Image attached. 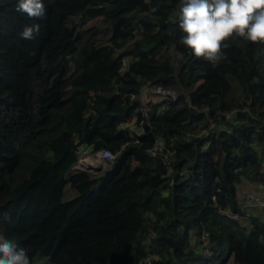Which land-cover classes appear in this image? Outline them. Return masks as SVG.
Returning <instances> with one entry per match:
<instances>
[{"label":"trees","instance_id":"obj_1","mask_svg":"<svg viewBox=\"0 0 264 264\" xmlns=\"http://www.w3.org/2000/svg\"><path fill=\"white\" fill-rule=\"evenodd\" d=\"M180 3L44 0L37 19L0 0V236L31 264H264L240 201L264 193V43L197 57ZM148 86L174 96L135 113ZM86 149L114 165L75 172Z\"/></svg>","mask_w":264,"mask_h":264},{"label":"clouds","instance_id":"obj_2","mask_svg":"<svg viewBox=\"0 0 264 264\" xmlns=\"http://www.w3.org/2000/svg\"><path fill=\"white\" fill-rule=\"evenodd\" d=\"M15 10L43 19L44 0H16ZM179 17L183 44L212 63L225 55L229 37L264 43V0H181ZM39 29V24L25 25L19 35L31 40ZM0 264H31L28 249L0 236Z\"/></svg>","mask_w":264,"mask_h":264},{"label":"built area","instance_id":"obj_3","mask_svg":"<svg viewBox=\"0 0 264 264\" xmlns=\"http://www.w3.org/2000/svg\"><path fill=\"white\" fill-rule=\"evenodd\" d=\"M154 88L156 89L157 91H159L160 93L158 94H162V98L163 97H168V96H172L173 93L169 92V91H166L165 89L161 88V87H157V86H148L146 88H144V90L142 91L141 93V98L142 101H141V107L137 109V112H139V110L141 112H144L145 110L142 108V106L145 108L147 104H144L143 100L144 98L146 97L144 92H147L149 90V88ZM174 96V94H173ZM143 102V104H142ZM154 104V102L152 103ZM147 108V107H146ZM150 108V107H149ZM147 108V109H149ZM136 112V113H137ZM159 147H161V144H159ZM81 157H87L90 156L89 158L87 157V159H90V158H93L96 160V162H104V161H107L109 162V164H113L115 159H116V156L113 155L111 152L107 151V150H102V151H99V152H96V153H93V152H89L87 149L86 150H81ZM150 154L151 155H155L156 154V151L155 150H152L150 151ZM82 164V167H84V169H87L88 171H91V169L89 168V165L88 164H84L83 162V159H80V161L78 162V164ZM88 165V166H87ZM87 171V172H88ZM240 201L242 203V207L244 209H253V208H260V209H264V193H260L259 195H255L253 193L249 194V195H246L244 194V196H240ZM226 214H228L231 218L233 219H236L238 221H241V219L239 218V216L237 214H234V213H230V212H226ZM204 240H206V242H209L208 240V237L205 236L204 237ZM205 253H209L208 251H206L205 249ZM210 254V253H209Z\"/></svg>","mask_w":264,"mask_h":264},{"label":"rangeland","instance_id":"obj_4","mask_svg":"<svg viewBox=\"0 0 264 264\" xmlns=\"http://www.w3.org/2000/svg\"><path fill=\"white\" fill-rule=\"evenodd\" d=\"M157 92L160 93L159 91H157L156 89H154L152 87L149 88V90L147 92H144L146 97L144 98L143 102H144V104H147V105H145L147 108H149V107L153 106L154 104H157L158 102L161 101L162 94H158ZM173 94H172V96H173ZM140 100L142 101V99H140ZM143 102H142V104H143ZM153 102H154V104H152ZM146 107L144 108L142 106V108L144 110H148ZM139 112H141V111L139 110ZM134 119L135 120L132 123L130 122V127L132 129H134L136 132L141 133V130L136 126V123H134L137 119L136 118H134ZM88 155H87V157L89 158L90 156H88ZM87 157L86 156L85 157H81V159H83L84 164H88L89 165V168L91 169V171H88L87 169H84V167H82V164H80V163L79 164L77 163V165L74 167L75 171H80V170L81 171H85V172L88 171L89 174H91L93 176H98V175H101L103 172L107 171L108 169H110L112 167V165H114V163L113 164H109V162H107V161H104V162H99L98 161V162H96L95 159H93V158L87 159ZM185 174L186 173H184L183 176ZM253 188H257V187L253 186ZM253 190H255V189H245L244 192H245L246 195H249V194H251V192L254 193ZM244 192L240 196H242V195L244 196ZM68 194H70V195L68 196ZM74 196L75 195H74L73 190H71L70 187H68L67 188L66 199H68V200L72 199ZM38 264H48V261H44V262H41V263H38ZM232 264H234V263H232Z\"/></svg>","mask_w":264,"mask_h":264},{"label":"crops","instance_id":"obj_5","mask_svg":"<svg viewBox=\"0 0 264 264\" xmlns=\"http://www.w3.org/2000/svg\"><path fill=\"white\" fill-rule=\"evenodd\" d=\"M140 98H141V96H140ZM140 102H141V100H140ZM138 113V112H137ZM134 118H136L137 119V115L136 114H133V115H131L129 118H128V124L130 125V122L132 123L135 119ZM134 123H136L137 124V120L134 122ZM133 123V124H134ZM75 171V170H74ZM81 171V170H80ZM76 172V171H75ZM249 189H255V190H253L254 191V193L253 194H256L257 193V195H259L260 193H261V189H259L258 187L257 188H253L252 186L249 188ZM243 192H241V194H242ZM252 193V192H251ZM240 194V195H241ZM244 194H245V192H244ZM256 212V213H255ZM252 213H255L256 215H260L261 216V218L262 219H264V209H261V211H258L257 209L256 210H252Z\"/></svg>","mask_w":264,"mask_h":264},{"label":"water","instance_id":"obj_6","mask_svg":"<svg viewBox=\"0 0 264 264\" xmlns=\"http://www.w3.org/2000/svg\"><path fill=\"white\" fill-rule=\"evenodd\" d=\"M184 176H185V179H187V178H189L190 174L186 173Z\"/></svg>","mask_w":264,"mask_h":264}]
</instances>
